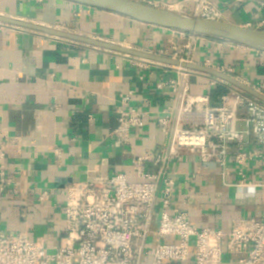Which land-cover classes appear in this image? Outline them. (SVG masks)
<instances>
[{"label": "crops", "instance_id": "crops-1", "mask_svg": "<svg viewBox=\"0 0 264 264\" xmlns=\"http://www.w3.org/2000/svg\"><path fill=\"white\" fill-rule=\"evenodd\" d=\"M136 1L188 16L196 8L192 0ZM212 1L219 13L213 21L264 30V0ZM0 16L143 53L184 41L175 31L62 0H0ZM204 44L214 50L212 62L233 69L231 77L264 87V53L216 39ZM175 77L176 72L158 63L0 23V129L15 142L3 162L8 185L0 189V234L26 233L51 253L65 231L66 184L121 171L135 180L130 168L134 157H154L165 140L156 119L171 103L154 89L155 83ZM211 78L202 73L190 78L192 97L209 98L204 107L221 105L228 93L225 85L211 86ZM218 86L226 93L213 100ZM128 93L131 107L151 114L144 129L130 133V144L118 148L111 133L117 126L120 95ZM173 168L177 174L172 213H186L198 228L220 229L225 235L236 220L264 221V147L262 156L248 164L246 181L251 185L240 186L242 178L235 169L223 178L216 165H202L192 156ZM43 192L49 196L42 202ZM151 241L174 239L154 234ZM239 258L227 254L226 264H236Z\"/></svg>", "mask_w": 264, "mask_h": 264}, {"label": "built area", "instance_id": "built-area-1", "mask_svg": "<svg viewBox=\"0 0 264 264\" xmlns=\"http://www.w3.org/2000/svg\"><path fill=\"white\" fill-rule=\"evenodd\" d=\"M192 1L196 8L191 17L212 21L218 18L212 0ZM234 1L242 4L246 0ZM260 27L264 28V20ZM175 32L194 46L212 39ZM177 42L172 41L169 49L149 54L202 64L233 75L232 68L219 66L207 57L186 56ZM158 66L176 72L175 78L159 79L154 86L171 103L157 115L165 137L158 152L152 158L134 157L130 168L135 180L121 171L66 184L63 187L65 231L56 250L48 252L42 242L31 240L26 233H1L0 264H226L227 254L240 256L236 264H264V221L236 220L225 235L220 229L198 228L186 213L171 212L177 174L173 166L185 156L198 158L202 165H216L223 178L235 169L242 178L239 185H251L246 181V172L248 164L262 156L264 103L212 77L210 85H225L228 93L221 97V105L204 107L209 98L192 97L190 93V78L198 72L159 63ZM247 86L264 95V87ZM131 97L132 93L121 94L116 109L117 126L111 137L118 148L130 144V133L144 129L151 114L146 108L131 107ZM203 107L202 118L197 120ZM0 137L3 191L8 185L3 162L7 148L15 142L2 129ZM55 152L61 157L60 149ZM148 167L152 170L148 171ZM48 196L43 192L40 200L43 202ZM154 234L159 239L170 237L174 241L154 244L151 241Z\"/></svg>", "mask_w": 264, "mask_h": 264}, {"label": "water", "instance_id": "water-1", "mask_svg": "<svg viewBox=\"0 0 264 264\" xmlns=\"http://www.w3.org/2000/svg\"><path fill=\"white\" fill-rule=\"evenodd\" d=\"M75 3L84 7L114 13L135 22L172 31H179L191 34H197L207 38L223 40L238 46L264 53V30L249 29L238 25L227 24L218 21L204 20L180 14L178 12L166 9H159L150 4L136 0H62ZM0 23L13 26L20 29L31 30L45 33L57 38L67 39L89 46L97 47L108 51H113L129 55L147 62L159 63L171 67H180L202 74H207L217 78L235 88L251 95L264 103V95L255 91L251 87L239 82L235 78L221 73L217 70L178 60L159 57L149 53L135 51L119 45L111 44L101 40H95L86 37L56 31L53 29L41 27L31 23H26L14 19L0 16Z\"/></svg>", "mask_w": 264, "mask_h": 264}, {"label": "rangeland", "instance_id": "rangeland-1", "mask_svg": "<svg viewBox=\"0 0 264 264\" xmlns=\"http://www.w3.org/2000/svg\"><path fill=\"white\" fill-rule=\"evenodd\" d=\"M223 41V40H220ZM177 45L180 46V49L184 50V54L186 56L188 55H192V54H196V56L198 55L199 57H207L208 59H210V57H212L214 55V50H211V47L206 45V44H201V45H196L194 46L193 44H190L188 42V40H184V41H179L177 42ZM201 66H203L201 64ZM219 66H224V65H220ZM226 67V66H224Z\"/></svg>", "mask_w": 264, "mask_h": 264}, {"label": "trees", "instance_id": "trees-1", "mask_svg": "<svg viewBox=\"0 0 264 264\" xmlns=\"http://www.w3.org/2000/svg\"><path fill=\"white\" fill-rule=\"evenodd\" d=\"M198 58H204V57H199L197 56ZM212 98L211 99H217L219 98L220 96H222L224 93H226V88H224L223 86H218L213 92H212Z\"/></svg>", "mask_w": 264, "mask_h": 264}]
</instances>
